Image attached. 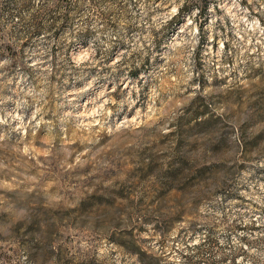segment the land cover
Segmentation results:
<instances>
[{"label":"rangeland","instance_id":"1","mask_svg":"<svg viewBox=\"0 0 264 264\" xmlns=\"http://www.w3.org/2000/svg\"><path fill=\"white\" fill-rule=\"evenodd\" d=\"M3 2L0 264H264V0Z\"/></svg>","mask_w":264,"mask_h":264},{"label":"trees","instance_id":"2","mask_svg":"<svg viewBox=\"0 0 264 264\" xmlns=\"http://www.w3.org/2000/svg\"><path fill=\"white\" fill-rule=\"evenodd\" d=\"M5 5L6 3L3 2V0H0V16L5 8ZM33 27L37 31H40L43 28V26L37 22L34 23ZM215 137L219 145L216 148L212 149L213 157L215 158L213 160V166L216 167V171H217L216 173H218L217 181L220 185L221 183L224 182L225 177L231 173V168L227 164L228 161H226L227 159L225 158L223 154V148L221 147V144L224 141H226V136L224 135V132L223 133L221 132L220 134H216ZM205 160L198 165V172L201 175L206 174V172H208L209 169L211 168V166L208 165ZM139 252H140L139 254L140 264H167L165 258H163L161 255L157 253L148 252L146 249H140Z\"/></svg>","mask_w":264,"mask_h":264}]
</instances>
